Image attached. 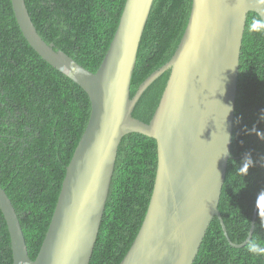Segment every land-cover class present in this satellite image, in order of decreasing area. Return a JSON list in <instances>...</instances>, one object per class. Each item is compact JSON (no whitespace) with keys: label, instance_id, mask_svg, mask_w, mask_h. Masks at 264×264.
<instances>
[{"label":"trees","instance_id":"obj_1","mask_svg":"<svg viewBox=\"0 0 264 264\" xmlns=\"http://www.w3.org/2000/svg\"><path fill=\"white\" fill-rule=\"evenodd\" d=\"M0 1V187L13 204L33 261L48 228L65 168L87 125L90 103L77 85L28 46L10 0ZM124 1L24 3L37 34L46 44H53L55 51L95 73L116 30ZM190 7L191 0H153L132 72L130 98L174 54ZM168 76L169 71L164 72L146 88L133 108V118L145 124L151 120ZM231 141L218 211L227 237L237 245L246 239L257 196L264 191V25L254 13H248L242 37ZM118 148L89 264L122 261L138 233L151 196L157 160L155 141L128 134ZM0 264H12L1 214ZM193 264H264V192L257 202L250 241L242 248H231L218 220L213 218Z\"/></svg>","mask_w":264,"mask_h":264},{"label":"water","instance_id":"obj_2","mask_svg":"<svg viewBox=\"0 0 264 264\" xmlns=\"http://www.w3.org/2000/svg\"><path fill=\"white\" fill-rule=\"evenodd\" d=\"M28 46L88 97L90 114L65 168L56 204L32 261L18 217L0 187V214L12 264H89L122 138L156 144V171L145 216L119 264H193L213 218L234 249L218 211L232 139L239 57L245 21L264 25V0H191L186 28L170 60L130 98V82L153 0H125L100 66L91 73L37 34L24 0H10ZM169 71L158 106L145 124L132 111L146 88Z\"/></svg>","mask_w":264,"mask_h":264},{"label":"bare ground","instance_id":"obj_3","mask_svg":"<svg viewBox=\"0 0 264 264\" xmlns=\"http://www.w3.org/2000/svg\"><path fill=\"white\" fill-rule=\"evenodd\" d=\"M104 1V0H103ZM1 2V1H0ZM87 2V1H86ZM97 2V1H96ZM2 4V3H1ZM84 4V3H83ZM87 5V4H86ZM85 6V5H84ZM58 7V6H57ZM79 7V6H78ZM81 7H83V6H81ZM6 8V7H5ZM80 8V7H79ZM84 8V7H83ZM5 13V12H4ZM0 18H1V16H0ZM6 22V21H5ZM2 73V72H1ZM55 73V72H54ZM4 74V73H3ZM4 76V75H3ZM20 77V76H19ZM33 77V76H32ZM31 77V78H32ZM17 78V77H16ZM30 78V79H31ZM18 79V78H17ZM5 80V79H4ZM4 80H3V82H4ZM35 80V79H34ZM33 80V81H34ZM62 80V79H61ZM17 81V80H16ZM27 81V80H26ZM8 82V81H7ZM13 82V81H12ZM35 82L36 81H34V84H35ZM40 82V81H39ZM39 82H38V84H39ZM16 83V82H15ZM42 83V82H41ZM41 83H40V85H41ZM72 84V83H71ZM19 85V84H18ZM23 86V85H22ZM33 86V85H32ZM25 87V86H24ZM71 87V86H70ZM74 87V86H73ZM71 89H72V87H71ZM79 89V88H78ZM73 90V89H72ZM80 90V89H79ZM4 91V90H3ZM21 91V90H20ZM15 92V91H14ZM18 92V91H17ZM36 92V91H35ZM12 94V93H11ZM22 94V93H21ZM20 94V95H21ZM83 94V93H82ZM13 95V94H12ZM28 96V95H27ZM43 97V96H42ZM17 98H18V96H17ZM27 98V97H26ZM31 98V97H30ZM44 98V97H43ZM9 99V98H8ZM19 99V98H18ZM21 100H22V98H21ZM55 101V100H54ZM57 101V100H56ZM40 102V101H39ZM3 103V102H2ZM33 114H31V116H32ZM4 118V117H3ZM2 118V119H3ZM51 117H49V119H50ZM60 118V117H59ZM68 120V119H67ZM30 121V120H29ZM52 121V120H51ZM66 121V120H65ZM37 122V121H36ZM24 124V123H23ZM31 124V123H30ZM39 124V123H38ZM56 124V123H55ZM14 125V124H13ZM33 125V124H32ZM47 125V124H46ZM23 126H25V124L23 125ZM32 127V126H31ZM49 127H51V125L49 126ZM68 128V127H67ZM81 128V127H80ZM257 128V127H256ZM19 129V128H18ZM50 129V128H49ZM48 129V130H49ZM79 129H77V131H78ZM73 131V130H72ZM75 131H76V129H75ZM251 131V130H250ZM46 132H47V130H46ZM50 132V131H49ZM248 132V131H247ZM252 132V131H251ZM254 132V131H253ZM259 132V131H258ZM261 132V131H260ZM70 133V132H69ZM77 133V132H76ZM76 133H75V135H76ZM12 134V133H11ZM21 134V133H20ZM66 134V133H65ZM254 134H255V132H254ZM259 134V133H258ZM62 135H63V133H62ZM70 135V134H69ZM259 136V135H258ZM18 137V136H17ZM33 137V136H32ZM57 137H58V135H57ZM64 137V136H63ZM260 137V136H259ZM261 138V137H260ZM48 139V138H47ZM64 139V138H63ZM65 140V139H64ZM76 140V139H75ZM74 141V140H73ZM237 141V140H236ZM253 141V140H252ZM50 142V141H49ZM68 142V141H67ZM42 143V142H41ZM76 143H77V140H76ZM123 143V142H122ZM231 143H232V141H231ZM257 143V142H256ZM4 144V143H3ZM56 144V143H55ZM74 144V143H73ZM126 144V143H125ZM43 145V144H42ZM47 145V144H46ZM51 145V144H50ZM63 145V144H62ZM70 145V144H69ZM20 146V145H19ZM70 146H72V144L70 145ZM75 146V145H74ZM121 146V145H120ZM126 146V145H125ZM67 147V146H66ZM54 148V147H53ZM60 148V147H59ZM69 148V147H68ZM119 149V148H118ZM126 149V148H125ZM45 151V150H44ZM49 151V150H48ZM59 151V150H58ZM51 151H49V153H50ZM134 152V151H133ZM249 152V151H248ZM57 153V152H56ZM128 153V152H127ZM25 154V153H24ZM61 154V153H60ZM56 155V154H55ZM59 155V154H58ZM118 155V154H117ZM134 155V154H133ZM136 155V154H135ZM262 155V154H261ZM260 155V156H261ZM132 156V155H131ZM259 156V155H258ZM17 157V156H16ZM133 157V156H132ZM135 157V156H134ZM137 157V156H136ZM135 157V158H136ZM140 157V156H139ZM14 158V157H13ZM53 158V157H52ZM146 158V157H145ZM9 159V158H8ZM61 159V158H60ZM128 159V158H127ZM132 159V158H131ZM138 159H140V158H138ZM254 159V158H253ZM10 160H12V159H10ZM147 160V159H146ZM145 160V161H146ZM60 161V160H59ZM69 161V160H68ZM131 161V160H130ZM254 161V160H253ZM264 161V160H263ZM61 162V161H60ZM147 162V161H146ZM25 163V162H24ZM129 163V162H128ZM131 163V162H130ZM141 163V162H140ZM135 164V163H134ZM263 164V163H262ZM141 165V164H140ZM259 167V166H258ZM10 168V167H9ZM131 168V167H130ZM133 168V167H132ZM142 168H143V165H142ZM150 168V167H149ZM19 170V169H18ZM17 171V170H16ZM258 171V170H257ZM264 171V170H263ZM23 173V172H22ZM26 174V173H25ZM64 174V173H63ZM63 176V175H62ZM113 176V175H112ZM51 178V177H50ZM149 191V190H148ZM7 195H8V193H7ZM9 197V196H8ZM12 200V199H11ZM13 205V204H12ZM15 205V204H14ZM106 210V209H105ZM30 216V215H29ZM28 218V217H27ZM34 221V220H33ZM31 226V225H30ZM36 226V225H35ZM23 227V226H22ZM101 227V226H100ZM33 228V227H32ZM110 228V227H109ZM3 229V228H2ZM23 229V228H22ZM38 230V229H37ZM32 231V230H31ZM24 232V231H23ZM31 235V234H30ZM40 235V234H39ZM32 237V236H31ZM25 239H26V237H24ZM5 239V238H4ZM3 241V240H2ZM27 241H28V239H27ZM31 242V241H30ZM27 243V242H26ZM2 246V245H1ZM27 246V245H26ZM33 247V246H32ZM35 253V252H34ZM5 255V254H4ZM33 258V257H32ZM91 264V263H90Z\"/></svg>","mask_w":264,"mask_h":264}]
</instances>
